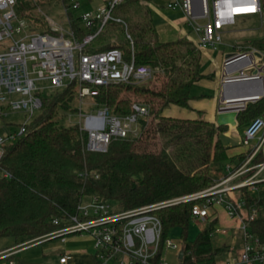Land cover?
I'll return each mask as SVG.
<instances>
[{"label": "trees", "instance_id": "obj_1", "mask_svg": "<svg viewBox=\"0 0 264 264\" xmlns=\"http://www.w3.org/2000/svg\"><path fill=\"white\" fill-rule=\"evenodd\" d=\"M38 0H15L16 15L26 19L32 31L50 32L35 8ZM264 17V0L260 1ZM123 22L108 21L86 51L119 48L125 59L131 52L136 63L148 65L147 80L100 86L92 97L95 105L111 113H131V104L146 105L148 116L138 120L139 134L112 138L105 151L86 150L87 133L77 126H62L58 110L75 111V83L42 97L37 114L25 131L4 145L0 159V238L14 242L44 235L76 213L77 205L97 197L115 209L191 194L214 183L211 162H228L226 125L206 119L179 118L164 114L169 106L188 108L191 86L203 77L200 49L185 38L160 41L149 7L143 0H123L112 11ZM80 38L84 29L73 22ZM129 35V37L127 36ZM93 40V41H94ZM92 41V42H93ZM264 53V34L246 40ZM264 112V97L247 103L237 114L238 125H246ZM237 164L245 158L239 154ZM262 159L257 154L252 162ZM245 208L259 210L264 190L252 194L249 187L239 189ZM202 199L165 206L156 210L161 221V245L173 228L180 229L184 252L177 264H205L222 252L211 234L216 220L205 222L195 240L187 238L191 207ZM59 219V224L52 220ZM248 231L264 243V217L247 220ZM161 250H159L160 252ZM94 264L98 261L95 258Z\"/></svg>", "mask_w": 264, "mask_h": 264}, {"label": "built area", "instance_id": "obj_2", "mask_svg": "<svg viewBox=\"0 0 264 264\" xmlns=\"http://www.w3.org/2000/svg\"><path fill=\"white\" fill-rule=\"evenodd\" d=\"M60 1L69 22V30L64 31L48 19L51 31L39 32L30 30L29 24L22 20L13 28L11 20L17 18L15 0H0V41L6 38L12 40L7 49L0 52V117L8 112H19L23 117L17 132L0 135V159L4 145L23 133L26 124L39 111L44 97L41 81H48L47 86L55 90L74 82L76 96L82 98L93 97L100 86L143 81L152 75L148 65L135 62L132 52L130 59H125L121 49L115 47L92 52L85 50L106 22H123L112 14L114 7L123 0H108L93 10L81 11L77 16L84 29L80 38L71 27L72 18H69V10H77L80 1ZM260 1L170 0L167 7L181 9L185 20L197 34L196 47L204 49L215 48L221 42L220 30L233 25L237 16L260 15ZM14 33L22 35L14 39ZM262 97L264 53L250 45L235 46L221 61L216 113L235 112L237 117L247 103ZM131 109V113L125 115L113 114L102 106L96 112L85 114L79 110L78 127L87 133L86 150L105 151L112 138L137 136L138 120L148 116V108L132 103ZM237 125V119L235 125L228 124L233 130ZM240 143L247 148L244 162L234 169L225 165L226 174L203 190L130 209H115L111 202L91 197L80 202L76 213L62 220L61 226L25 240L22 244L34 243L44 237L85 234L92 239L97 264H168L164 251L173 249L178 255L182 244L167 236L160 249L161 221L155 211L165 206L202 199L200 203L192 205L191 219L205 221L209 208L214 204L222 205L229 216L244 219L239 226L242 244L237 254L205 264H264V243L247 229V220L255 218L258 209L250 206L248 214L243 217L241 211L245 207L244 199L236 201L228 196L229 191L245 186L255 190V184L260 182L255 176L264 169V119L261 115L244 126ZM259 153L263 154V160L252 162ZM252 169L257 173L241 177ZM233 180L236 181L230 183ZM52 222L60 223L57 218ZM66 258L64 255L59 261L64 262Z\"/></svg>", "mask_w": 264, "mask_h": 264}, {"label": "crops", "instance_id": "obj_3", "mask_svg": "<svg viewBox=\"0 0 264 264\" xmlns=\"http://www.w3.org/2000/svg\"><path fill=\"white\" fill-rule=\"evenodd\" d=\"M80 6L79 10H93L96 7L103 5L108 0H79ZM170 0H143V2L149 7L152 15V21L156 28L157 36L160 37V41H170L178 38H185L190 40L194 44L197 41V34L194 30L187 29L186 25H189L185 20L183 12L181 9H171L167 7V3ZM190 26V25H189ZM191 27V26H190ZM168 38H161V35H168ZM163 37V36H162ZM208 48V47H207ZM200 49L201 57L204 59L208 55V49ZM223 58V57H222ZM200 58V61L202 60ZM222 61V60H221ZM219 84V76H218ZM191 99L189 100V106H191ZM195 105V104H194ZM216 105L215 102L212 112L208 115L206 120L214 122L216 119ZM177 107V106H176ZM198 107H202L198 105ZM180 108V107H179ZM195 112L201 110H194ZM180 112V111H178ZM165 114V113H164ZM167 115V114H166ZM177 117V116H176ZM188 118V117H179ZM224 135L226 136V141L228 143L227 155L229 157H234L233 160L225 162L222 165L217 164L214 166V172L216 174L213 177L214 181L220 180L225 174V165H230L232 169L238 167L246 159L247 148L242 146L240 143V138H234L235 130L231 129L228 125ZM243 154L245 158L239 164H237V155ZM263 160V154L260 153ZM256 161L254 163H257ZM257 173L255 169H252L248 173L242 175V178L250 174ZM255 179H260V182L255 184V190L249 191L252 194H257L258 189L263 188L264 184V169L256 174ZM236 180L231 181L233 183ZM228 196L233 200L243 199L239 189H234L228 192ZM264 207L263 204L258 210V215L261 216V208ZM241 214L245 217L248 214V209L242 208ZM216 220V226L211 234L212 243L215 247H222V252L215 259H222L228 256H235L242 244V236L240 231V224L242 220L237 216H229L222 205L214 204L208 210V217L205 221H200L198 219H192L198 225L203 222L210 220ZM174 230V229H173ZM172 230V231H173ZM21 242H14L10 238H0V264H94L95 255L94 248L92 245V239L85 234H71L64 237H44L37 242L22 244ZM8 249L10 251H8ZM7 250V251H6ZM67 256L64 262H60L59 259L62 256ZM177 256V254H176ZM224 256V257H223ZM178 262L176 261V264Z\"/></svg>", "mask_w": 264, "mask_h": 264}, {"label": "rangeland", "instance_id": "obj_4", "mask_svg": "<svg viewBox=\"0 0 264 264\" xmlns=\"http://www.w3.org/2000/svg\"><path fill=\"white\" fill-rule=\"evenodd\" d=\"M35 11L42 20L46 21L49 26V21H53L57 26H60L64 31L69 30V22L67 16L64 12L62 3L60 0H38ZM81 11L69 10L70 15L73 17L74 24L83 28L82 23L77 18ZM26 21V19L21 18L17 15L16 19L11 20V25L13 28L19 25V21ZM187 29H191L189 25H186ZM30 28V27H29ZM51 31V26H49ZM39 31V30H38ZM41 32V31H39ZM264 34V17H260L257 14H247L239 15L235 19L233 25L225 26L220 30L221 42L215 45V48L208 47V55L200 61V72L203 77L194 82L191 86V106L188 108H179L173 105H169L164 109V113L174 117H188L197 119H206L210 112H212L215 102L219 95V84L218 76L221 69V60L227 53H231L235 46L241 45L246 40L254 39L262 36ZM22 33H14V39H18ZM163 36V37H162ZM168 35H161V38H168ZM160 39V37H159ZM98 40H94L89 45H95ZM12 43L9 38L0 41V52L7 49V47ZM88 45V46H89ZM202 55V54H201ZM40 85L44 86L43 96H49L54 93L55 89H50L48 81H41ZM195 104V105H194ZM72 107L75 111L64 112L61 110L57 111L56 120L62 126H77L80 121L79 110L82 113L96 112L98 106L95 105L92 97L84 96L82 98L75 97L72 102ZM201 105L202 107H198ZM201 110V112L194 110ZM180 111V112H178ZM262 118L264 119V112L262 113ZM23 117L19 112H8L7 115L0 117V135H6L9 132H17L19 125L22 123ZM245 125H237L233 137L239 138L243 135V128ZM225 162H211L210 170L213 177L216 176L213 171L214 166L217 164L222 165ZM223 166V165H222ZM264 188V184L262 185ZM261 216L264 217V207L261 208ZM203 228V222L201 224L195 223L192 219L188 225L187 238L189 240H195V238L200 233ZM174 229V230H173ZM169 235L171 239L175 242H180V229L173 228ZM224 257V256H223ZM164 258L168 264H176L178 258L176 256V251L173 249H167L164 251Z\"/></svg>", "mask_w": 264, "mask_h": 264}, {"label": "water", "instance_id": "obj_5", "mask_svg": "<svg viewBox=\"0 0 264 264\" xmlns=\"http://www.w3.org/2000/svg\"><path fill=\"white\" fill-rule=\"evenodd\" d=\"M227 53L226 55H228ZM216 125H235L236 124V113L235 112H219L216 114L215 119ZM184 249L181 245V248L178 251V259H180L183 255Z\"/></svg>", "mask_w": 264, "mask_h": 264}, {"label": "snow or ice", "instance_id": "obj_6", "mask_svg": "<svg viewBox=\"0 0 264 264\" xmlns=\"http://www.w3.org/2000/svg\"><path fill=\"white\" fill-rule=\"evenodd\" d=\"M249 10H251V9H249Z\"/></svg>", "mask_w": 264, "mask_h": 264}]
</instances>
